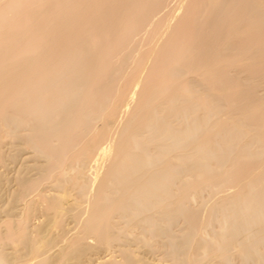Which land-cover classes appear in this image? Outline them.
<instances>
[{"label": "bare ground", "instance_id": "obj_1", "mask_svg": "<svg viewBox=\"0 0 264 264\" xmlns=\"http://www.w3.org/2000/svg\"><path fill=\"white\" fill-rule=\"evenodd\" d=\"M2 1L0 264H264V0Z\"/></svg>", "mask_w": 264, "mask_h": 264}, {"label": "rangeland", "instance_id": "obj_2", "mask_svg": "<svg viewBox=\"0 0 264 264\" xmlns=\"http://www.w3.org/2000/svg\"><path fill=\"white\" fill-rule=\"evenodd\" d=\"M165 1H167V3H166ZM165 1H164V4H165L167 7H165L164 4H163V5L161 4L162 8L159 7V8L161 9V11L157 9V10H156V11H157V14L155 13V15H156L157 17H156L154 14H152V15H153L152 18H151V16H150V22L147 23L148 26L145 25V26H146V31H148L149 28L151 29L150 31H152V28L154 29V26H155V28H156V25L158 26L159 23L156 22V21L159 20L158 18L161 17L160 15H162V16L164 15V16H165V15H167L168 13H174V14H176V15L178 14L177 16H175V17H177L178 19L181 17V16L178 17L179 15H185V9H186L185 6H186V5H182V4H180V1H179V0H177V1H176V0H165ZM168 1H169V2H168ZM178 1H179V2H178ZM1 2H2V4H3V1H2V0L0 1V3H1ZM175 2H178L179 4H177V3H175ZM169 3H170V4H169ZM2 4H0V5H2ZM28 4H29V3H28ZM167 4H169V5H167ZM185 4H186V3H185ZM170 5H172V6H171L172 8L170 7ZM176 5H177V6H176ZM179 5H180V6H179ZM29 6H30V4H29ZM173 6H174V8H173ZM175 6H176V7H175ZM181 7H184V8H181ZM163 8H164V9H163ZM168 8H170V9H168ZM179 8H180V9H179ZM162 9H163V10H162ZM165 9H166V11H167V10H168V11L165 12ZM183 9H184V13H183V11H182ZM169 10H170V11H169ZM171 10H173V11H171ZM156 11H154V12H156ZM160 12H161V13H160ZM162 12H165V13H162ZM180 12H181V13H180ZM179 13H180V14H179ZM159 14H160V15H159ZM174 14H172V15L174 16ZM158 15H159V16H158ZM154 17H155V18H154ZM177 18H175L176 20L174 19V23H175V22L177 23V20H178ZM155 19H156V20H155ZM152 21H153V22H152ZM152 23H153V24L156 23V24L153 25ZM157 23H158V24H157ZM149 25H150L151 27H150ZM152 25H153V27H152ZM145 26H144V28H145ZM148 27H149V28H148ZM144 28L142 27V29H144ZM140 30H141V29H140ZM140 30H139L138 33H137L138 35L136 34V32H134V33H135L134 35H135V36H136V35L139 36V33H141ZM141 31H142V30H141ZM150 31H149V33H150ZM144 33H145V32H144ZM144 33L142 32V33H141L142 35L140 34L141 36H139V38L141 37V41H140V39H138L137 36H136L137 38H134V36L132 35L131 38H134V40L132 41L133 44L131 43V47H134V48H135L136 46L138 47V44H139L140 47L143 46V47H141V48L146 47V46H145V45H146L145 42H146V41L148 42V36H147L148 32L145 33V34H146V37L144 36V35H145ZM148 35H149V34H148ZM142 38H143V39H142ZM144 39H145V40L147 39V40L144 41ZM130 40H131V39H130ZM136 40H139L140 42L137 41V43H136ZM130 42H131V41H130ZM134 42H135L137 45H135ZM138 42H139V43H138ZM141 43H142V44H141ZM140 44H141V45H140ZM133 45H134V46H133ZM140 47H139V48H140ZM4 149H5V147H4ZM6 150H7V148L5 149V151H6Z\"/></svg>", "mask_w": 264, "mask_h": 264}]
</instances>
